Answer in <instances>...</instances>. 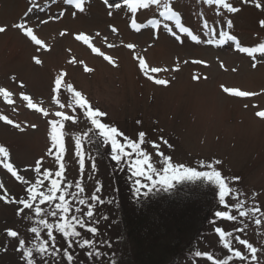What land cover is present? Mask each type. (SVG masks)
Returning <instances> with one entry per match:
<instances>
[{
	"label": "rangeland",
	"instance_id": "obj_1",
	"mask_svg": "<svg viewBox=\"0 0 264 264\" xmlns=\"http://www.w3.org/2000/svg\"><path fill=\"white\" fill-rule=\"evenodd\" d=\"M134 147L143 182L230 188L223 222L166 217L163 264H264V0H0V264H113Z\"/></svg>",
	"mask_w": 264,
	"mask_h": 264
},
{
	"label": "trees",
	"instance_id": "obj_2",
	"mask_svg": "<svg viewBox=\"0 0 264 264\" xmlns=\"http://www.w3.org/2000/svg\"><path fill=\"white\" fill-rule=\"evenodd\" d=\"M81 106L85 116L87 114L88 117L92 110L86 98L82 96ZM90 120V123L97 129L98 133H102L106 137L100 143L98 152L101 149L109 152L112 147L109 141L112 137L110 133L112 130L102 127L99 120L95 121L91 118ZM136 152L135 147L128 152L130 155L128 157L129 160L126 162L123 159H118V163L113 161L116 168L111 171V175L113 176V189L116 198L114 203L118 211L116 216L108 215V220L115 229L119 227L121 231L123 230L124 238L119 236L118 240L116 239L117 241L112 245V247H115L114 250L120 249L118 253H115L116 255L113 257L112 262L115 264L117 257H120V262L121 258H124L131 264H163L166 261L165 255L176 259L184 250V248H179V241L173 242L171 245L162 243L165 235L170 237L172 234L171 232H164V226L167 223L166 217H173L176 222L181 219L189 220L190 226L196 223L195 219H202L200 222L202 225L198 229V231H201L202 229L200 228L203 225L207 227L212 222H216V220H223V211L218 212V209L221 206L224 207V200L230 196V188L217 175L212 174L182 175L177 182H172L167 178L151 181V183L143 182L139 171L140 167L135 163V160V162H131L134 157L132 155L136 154ZM185 190L191 192L190 195L200 192L205 201L209 203L207 210L199 212V218L194 214V207H201L203 202L195 196V198L188 200V198L186 199L184 196L179 195V192H184ZM189 229L192 228H187V230ZM179 234L177 229L176 236H174L177 237ZM125 239L133 241L136 247L135 253L134 251L129 252L123 249L126 248ZM84 246L88 247V245ZM107 253L106 250L105 254ZM194 254L195 252H191V255L186 256V258L196 259L193 256L198 257L200 253H198V256ZM207 260L214 261L210 256L207 257Z\"/></svg>",
	"mask_w": 264,
	"mask_h": 264
}]
</instances>
